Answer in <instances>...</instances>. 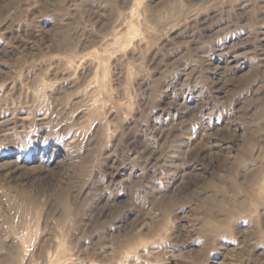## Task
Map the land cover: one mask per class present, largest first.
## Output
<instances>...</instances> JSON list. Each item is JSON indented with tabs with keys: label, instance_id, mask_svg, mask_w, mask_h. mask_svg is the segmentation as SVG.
<instances>
[{
	"label": "rangeland",
	"instance_id": "rangeland-1",
	"mask_svg": "<svg viewBox=\"0 0 264 264\" xmlns=\"http://www.w3.org/2000/svg\"><path fill=\"white\" fill-rule=\"evenodd\" d=\"M0 264H264V0H0Z\"/></svg>",
	"mask_w": 264,
	"mask_h": 264
}]
</instances>
